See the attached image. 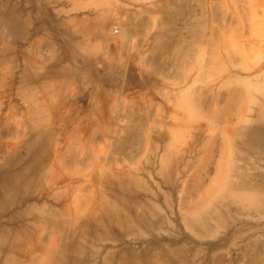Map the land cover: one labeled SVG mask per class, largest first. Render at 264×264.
Wrapping results in <instances>:
<instances>
[{"label": "rangeland", "instance_id": "obj_1", "mask_svg": "<svg viewBox=\"0 0 264 264\" xmlns=\"http://www.w3.org/2000/svg\"><path fill=\"white\" fill-rule=\"evenodd\" d=\"M23 1L27 23H0V164L16 156L1 171L34 138L45 160L0 212V242L37 246L17 263L47 264L58 233L37 218L53 213L75 232L89 223L85 264L127 251L130 264H171L170 244L191 250L177 264L264 259L262 214L223 204L236 207L239 178L249 207L264 186V0H46L30 15ZM103 194L128 219L146 206L152 225L100 240ZM214 209L222 227L186 226Z\"/></svg>", "mask_w": 264, "mask_h": 264}, {"label": "bare ground", "instance_id": "obj_2", "mask_svg": "<svg viewBox=\"0 0 264 264\" xmlns=\"http://www.w3.org/2000/svg\"><path fill=\"white\" fill-rule=\"evenodd\" d=\"M39 141H40L39 138L38 139L34 138L28 144V158L26 159V161L23 159H18L17 169L15 171H8V172L6 171L3 174L1 170L3 168H6L7 166H10L14 162V160L16 159V156L12 157L9 161L6 160L2 164H0V178L2 179V182L0 183V212L6 211L10 207H12V205H15L16 204L15 201L17 199H20L19 204L23 203L24 198L21 195L23 185L25 183H27V184L30 183V178L36 174V172L38 171V168L40 167V165L45 160V158L38 159L37 155H36L38 149H40V146H39L40 142ZM258 141H260V139ZM263 143H264V140H263ZM261 150H263V151L260 152V155L264 157V148L262 147ZM53 151H54V149H53ZM48 168H49V165H48ZM46 170H47V168H46ZM105 179H107V178H105ZM40 182H41V180H40ZM11 183H13V185H11ZM247 187H248V185L246 186L245 183L241 180V178H239V180L235 182V184L233 186V190L235 189L236 192L238 193L239 201L236 202V207H233L232 203H230L228 199H223L224 200L223 204H224V206H226L225 207L226 210L228 212L229 211L232 212V211H234V208H238L241 213H247L248 214L249 211L253 209L256 212H260V214H262V216L264 217V186L262 189L257 190V196H254V197H257L255 199H258V200H257V203L255 202L256 204L253 207H249L244 202L245 200L248 201V199L245 198V196H244V195L247 196V194H246ZM105 188H106V186H105ZM51 194H52V192H51ZM120 194H121V192H120ZM52 197H53V195H52ZM248 198L250 199V197H248ZM106 199H107L106 195L103 194L102 200L99 204V210H100V212H102L100 214L104 213V219L103 220L99 219L98 221L96 219H94L95 220L94 221L95 222V224H94L95 228L100 227L104 230V233L102 235L97 234V238H99L100 240H101V238H104V237L106 238L109 236L108 235L109 229L112 226H114L115 224H116L115 227H119L121 230H124V231L127 230L128 228L132 227L133 225L134 226H142L143 225V226H147L148 228L152 225L151 219L154 218L153 217L154 215L152 217L146 216V213L144 211V209H146V206H144L143 213H142L141 217H139V219H138V217L134 218V215H132L128 219V218L123 216L122 212L120 214L118 211V206L121 204L122 201L115 198V201L110 203V202L106 201ZM253 200H251V201H253ZM55 208H57V207H55ZM155 213H157V210ZM49 214H51V213H49ZM47 217H50V215L49 216L47 215ZM224 217L225 216L221 215L220 212L217 211V209H214V211L211 213V215L208 219H206L205 217H203V218L198 217L196 219V221L188 219L185 221V223H186V226H188L192 230V232H197V231H201V230L204 231V230H207L209 228L222 227L219 224L224 223L223 222ZM209 219H211V220H209ZM37 220H39L41 227L42 226H51L58 233V235L54 236L51 247L48 250H46V248H45V250H46L45 251L46 252L45 253V260H46L47 264H85L87 262V255L84 253V249H85V243L89 242V237L91 236V235L89 236V233L87 231L88 227H89V223H87V222L82 223V226L79 229V232H75L74 231L75 225H72V223L68 224L62 217H60L59 215L54 214V213L52 214V218H50V219H47V218L44 219V217H43V219L37 218ZM211 221H213V222H211ZM115 222H117V223H115ZM98 223H100V224H98ZM170 245L166 246L165 249H163V248L162 249H163V252L167 253L169 255V257L171 258V264L187 262V260H188L187 259V251L190 252L191 251L190 248L186 250L185 248L181 247L182 249L177 250V251L175 250L176 251L175 252V251L170 250V248H169V247H171ZM35 250H37L36 244H35V246H32L30 244V241L28 240V238H25V241L22 240V237L20 235H16L9 240H7V238H6L5 241L0 242V255L8 252L7 253L8 256L5 258V260L3 262H1V257H0V264H18L17 263L18 260L16 258H14V255L27 257L32 251H35ZM258 251L264 252V243H262V245L258 249ZM113 255H111V254L108 255L105 258V261L103 262V264H112ZM136 257L137 256H135L133 254V252L127 251V253L122 254V257H120L118 264H130V262H135ZM23 262L24 261H22V263ZM250 262H251L250 264H264V259L259 260V261H252L251 260ZM22 263L19 262V264H22ZM149 263L150 264H160L157 260H154L153 262L149 261Z\"/></svg>", "mask_w": 264, "mask_h": 264}, {"label": "crops", "instance_id": "obj_3", "mask_svg": "<svg viewBox=\"0 0 264 264\" xmlns=\"http://www.w3.org/2000/svg\"><path fill=\"white\" fill-rule=\"evenodd\" d=\"M15 0H0V23L8 25L10 23H27L20 19V8L14 5ZM27 7L28 14L37 10H46V0H24ZM30 23V17L28 20Z\"/></svg>", "mask_w": 264, "mask_h": 264}]
</instances>
